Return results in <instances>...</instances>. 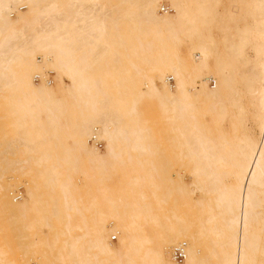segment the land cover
Wrapping results in <instances>:
<instances>
[{"label":"bare ground","instance_id":"1","mask_svg":"<svg viewBox=\"0 0 264 264\" xmlns=\"http://www.w3.org/2000/svg\"><path fill=\"white\" fill-rule=\"evenodd\" d=\"M0 207L38 264H264V0H0Z\"/></svg>","mask_w":264,"mask_h":264},{"label":"rangeland","instance_id":"2","mask_svg":"<svg viewBox=\"0 0 264 264\" xmlns=\"http://www.w3.org/2000/svg\"><path fill=\"white\" fill-rule=\"evenodd\" d=\"M50 75L49 76L53 80L55 73L50 72ZM35 81L38 82L39 80L38 81L35 80ZM65 81L68 83V80L65 79ZM169 82L171 83V86L174 88L175 87L174 80H171ZM210 85H211V82H210ZM211 86H213V85H211ZM101 143L103 144L102 147H98L97 145L96 146H97V148L104 150L105 144H104V142H101ZM185 171H187V172L184 173ZM181 175H182V179H183V177H185L183 179L184 184L187 183L183 187L181 196L183 198H186V199L187 198H189V199L194 198L195 195L192 194L193 186L191 185L193 182V178H192V176H190L191 175L190 170L189 169L183 170V173ZM20 183H21V181L18 183V186L21 185V186H19L20 188H18V191H21L22 193H24L25 192V186L23 183L22 184H20ZM18 186L16 184L15 188L17 189ZM196 194L198 195V193H196ZM21 200L22 199L19 197L17 199V202H20ZM184 202H186V200ZM0 211H1V215H0V221H1V223H0V229H1V231H0V242L9 245V250H10L9 252L10 253L8 254V257L10 258V260L13 261L14 264H18L17 256L20 255L19 256L20 258H18L19 264H31V263L32 264H38V261L35 259V257H33L30 254H25L24 250L20 247L21 242L28 243L31 240L30 237L29 238H21V233L19 231V224L17 222H15L13 219H11L8 214H4L2 212L1 207H0ZM4 223H6V225H4ZM27 235H29V232H27ZM113 236H115V235H112V237H111V235L109 236V238L111 239L110 241L114 245H117L118 244V238L116 240H112ZM12 242L14 243V245ZM262 258L263 257H261V256L259 257V259H262ZM183 262H179V264H182Z\"/></svg>","mask_w":264,"mask_h":264},{"label":"built area","instance_id":"3","mask_svg":"<svg viewBox=\"0 0 264 264\" xmlns=\"http://www.w3.org/2000/svg\"><path fill=\"white\" fill-rule=\"evenodd\" d=\"M52 74V73H51ZM51 76V75H50ZM49 76V79L50 80H52V78ZM36 80L38 81V80H40V77H36ZM211 85H215V81H211ZM97 137H93L92 138V141L93 142H95L96 143V145L98 146V147H102L103 146V144L99 141V140H97L96 139ZM20 197V195L19 196H17L16 198L18 199ZM117 239V237H113L112 238V240H116ZM172 254H173V258L176 260V261H179V262H181V261H183L184 259H185V257H186V252H185V249L183 248V247H180V246H177V247H175L174 249H173V251H172Z\"/></svg>","mask_w":264,"mask_h":264}]
</instances>
